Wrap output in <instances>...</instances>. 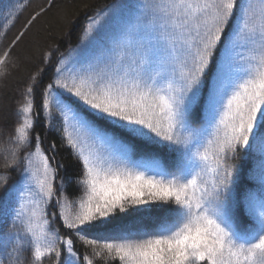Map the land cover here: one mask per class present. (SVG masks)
<instances>
[{"label":"snow or ice","instance_id":"6c2138e0","mask_svg":"<svg viewBox=\"0 0 264 264\" xmlns=\"http://www.w3.org/2000/svg\"><path fill=\"white\" fill-rule=\"evenodd\" d=\"M54 6L46 0L5 46L0 78L31 60L12 52ZM125 7L136 13L110 46L89 17L81 44L47 46L19 91L0 149L11 157L0 172V264H264V0H142L110 11ZM53 108L80 166L71 199L56 142L46 152L35 130L41 114L52 130ZM142 206L163 212L151 231L123 222Z\"/></svg>","mask_w":264,"mask_h":264},{"label":"trees","instance_id":"16d2710c","mask_svg":"<svg viewBox=\"0 0 264 264\" xmlns=\"http://www.w3.org/2000/svg\"><path fill=\"white\" fill-rule=\"evenodd\" d=\"M46 0H0V38L3 37L4 29L13 19L14 25L8 30L6 38L0 39V54L4 51L7 44L14 39L15 35L22 30L28 19L37 11L39 7L43 6ZM142 0H55V6L51 10L42 14L27 30L26 35L17 44L12 52L13 60H16L17 53H24L31 57L30 61H25L23 58L19 59L16 66H10L9 74L0 78V149L6 146L8 134L10 131V124L12 120V109H14L19 101V91L26 87L29 77L35 72L36 66L39 64V54L42 50H46L47 46L57 44L60 52H66L69 49H75L77 45L81 44L80 37L83 31L90 23L89 17L93 20H99L102 35L105 37L104 46H110L108 41L118 36L119 28L129 17L135 15V8H118L110 11L113 5L127 4L136 5ZM20 5H27L20 8ZM14 6L15 10L9 13V8ZM17 13L18 17H17ZM107 14V15H106ZM101 47L92 48L89 51L90 55L98 54ZM47 82V76L45 77ZM40 97L37 93V102ZM53 117L50 122L52 130H48V123L43 118L38 121L36 131L43 137L42 148L48 152L49 144L55 141L58 150L55 153L56 160L53 164H60V176L71 177V182L67 183V195L71 199L74 196H79L80 191L75 184V179L79 175L80 166L75 157L71 153V149L63 146L60 139V118L59 114L53 108ZM6 124L9 127H6ZM101 152L107 149L106 145H96ZM10 154L0 150V172H3V165L6 160H10ZM161 163H172V158L161 154ZM254 163L253 158L247 161L248 166ZM10 175L13 179L16 178L17 173L11 171ZM54 203V202H53ZM15 206V205H13ZM146 211L139 214H132L124 218L123 222L129 228L135 225H143L145 230L151 231L152 225L163 215V212L151 206H142ZM48 214L57 212V208L49 206ZM11 220L9 218V224ZM54 227L61 230V234L65 233V229L61 226V221L57 219L54 222ZM2 227V225H0ZM135 230V229H133ZM76 247L81 255L87 254L91 257V249H85L79 241H76ZM4 264H8L7 259ZM45 264H50V261H45ZM82 264V261H81ZM95 264H119L118 261H101L99 258L95 259Z\"/></svg>","mask_w":264,"mask_h":264}]
</instances>
